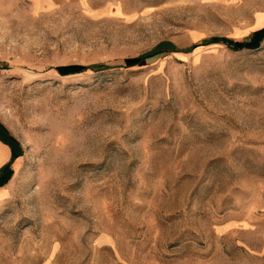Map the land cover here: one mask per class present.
<instances>
[{"label":"rangeland","instance_id":"obj_1","mask_svg":"<svg viewBox=\"0 0 264 264\" xmlns=\"http://www.w3.org/2000/svg\"><path fill=\"white\" fill-rule=\"evenodd\" d=\"M262 27L264 0H0V264H264V39L202 44Z\"/></svg>","mask_w":264,"mask_h":264},{"label":"trees","instance_id":"obj_2","mask_svg":"<svg viewBox=\"0 0 264 264\" xmlns=\"http://www.w3.org/2000/svg\"><path fill=\"white\" fill-rule=\"evenodd\" d=\"M264 39V27L254 30L249 37L243 40L230 39L228 37L214 38L208 41H203L202 44L210 42H219L235 49H256ZM142 60V57H128L123 59V66L129 67L137 65ZM88 69L96 70L97 68L79 63L62 64L54 67V70L60 75H70L85 72ZM5 181L1 182L2 185Z\"/></svg>","mask_w":264,"mask_h":264},{"label":"crops","instance_id":"obj_3","mask_svg":"<svg viewBox=\"0 0 264 264\" xmlns=\"http://www.w3.org/2000/svg\"><path fill=\"white\" fill-rule=\"evenodd\" d=\"M217 2H236V0H217ZM0 145H2V144L0 143ZM2 146H4V145H2ZM4 148L7 150V152L9 151L8 147L4 146Z\"/></svg>","mask_w":264,"mask_h":264},{"label":"bare ground","instance_id":"obj_4","mask_svg":"<svg viewBox=\"0 0 264 264\" xmlns=\"http://www.w3.org/2000/svg\"><path fill=\"white\" fill-rule=\"evenodd\" d=\"M47 6V5H46ZM1 190V189H0ZM2 191H3V189H2Z\"/></svg>","mask_w":264,"mask_h":264}]
</instances>
